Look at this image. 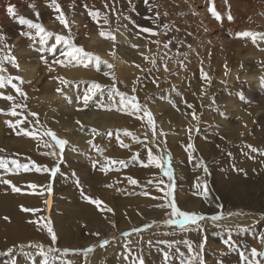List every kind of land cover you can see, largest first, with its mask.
Masks as SVG:
<instances>
[{
  "label": "rangeland",
  "instance_id": "1",
  "mask_svg": "<svg viewBox=\"0 0 264 264\" xmlns=\"http://www.w3.org/2000/svg\"><path fill=\"white\" fill-rule=\"evenodd\" d=\"M190 1L193 7L188 6ZM48 3H50V0L33 1L35 11H38L41 17L49 15L48 22L42 25L46 30L67 34L68 30L64 29L63 25L55 19L58 13L49 8ZM57 3L61 5V10L65 13L67 21L70 24L75 43L78 46H82L85 51L99 56L101 61H107L113 66V57L120 59L124 65V70L119 76L115 66L109 70L103 63L99 65L98 70L94 61L88 67H84L83 65L64 67L55 63L56 60L63 59L61 55L63 45H58L57 50L54 52L49 53L45 51L41 53L38 50L40 47L38 38L33 48H29L28 45L31 41L27 37L20 35L22 31H29L26 26L18 24L14 28L8 24L7 27H9V30L0 27V33L8 37L7 43L10 46L14 45L16 41L18 43V40H20L15 48L16 51L19 49L31 50V53L19 55V52L12 49V54L16 57L19 64V70L13 68L10 63H5V68L7 69L6 74L20 76L19 72L21 67L34 70V73H32L34 75L30 80L23 78L24 81H30V83L26 82L21 84L19 81H13V83H16L27 94V100L18 97L11 85L0 89V92H4L5 95L11 94L16 97L18 103L27 105L26 108L16 109L18 113L16 117L0 114V149L4 150L0 152V159L9 162L8 170L0 168V180L8 179L13 185L21 188V192L14 193L9 185L0 183V264H45L46 258L41 256L35 249L26 247L21 251L15 247L21 243L27 245L30 241L43 243L45 246L50 243V238L46 230H40L39 225L29 223L28 221L30 220H41L42 222L43 220H50L58 237L57 246L61 249L83 250L88 247L94 248L89 253L70 251L64 254L61 259L57 260L48 257L47 260L50 261V264H139L140 260H143V264H186L191 255L197 253V250L195 253L189 252V248L193 249L196 247L198 240L196 236L200 233L204 234H202V240H200L202 255H199V260L203 264H217L216 258L222 255L221 251L224 255L230 256L224 249L225 246L228 247L227 250L234 249L238 253L244 251V249L240 248V244L238 243L239 239H235L231 244L226 243V238L220 229L228 230V227L229 232L235 231L237 233V230H242L244 236H247V245H250L251 241H254L257 244V250H259L261 245L260 238L264 236V212L251 211L247 207L224 209L222 201L219 203L220 210L216 213L209 209L202 210L198 208H185L184 205L181 206L180 202L183 197H186L188 202L192 198H198L199 202L202 203L203 196L199 197V193L194 192V189L187 191L186 187L180 186L181 183L177 180L171 161L170 166L173 172L171 181L164 175V172L160 168L149 163L148 156L150 148L153 155L162 156L164 154L168 155V153H163L161 149L156 147V144H160V142H156V144L150 143L152 132L147 125V118H140L143 117V112L130 115L126 111L119 110L118 96L113 101L107 99L113 81L111 77L105 76L104 72L111 71L116 77V87L121 92L129 95L133 94L131 92L133 87L132 81L138 76L140 77L136 85L137 91L135 92V95L138 96L137 102L142 107L146 106L148 110L155 111L153 118L156 122V130L159 132L162 129L166 133V136L160 139L158 138V141L160 140L163 143L162 145L165 144L164 146L166 148L174 149L175 155H172V157H175V160H182V154L184 155L186 153L184 152L186 151V146L184 148V145L189 142V136H191V143L194 145V148H197L199 138L201 142L203 141V138L201 139L199 136H202L204 133L206 135V132L216 133L215 138L217 140L219 137L224 136L223 131H221V126L225 125L222 117L219 118L217 125L209 122L206 118L208 116L210 117L209 112L211 114L214 113L213 116H216V113H218L217 110H220L222 113L226 111H221V107L213 109L212 105L214 104L215 98L208 102V104L202 105L203 109L205 108L202 111L206 114V118L204 115L203 117L205 119L203 118L201 122L196 124L192 136L188 128L185 130L182 129V119L175 122L180 123L178 126L169 123L166 110H176L179 107L177 104L184 99L183 95L187 94V91L184 90L185 75L197 68L195 64H199L202 55L205 54L204 50H206V46L217 44L225 47L229 38L227 37L228 34L214 32L212 38L205 35L192 43H187L185 39H181V36H179V32L182 33L181 29L187 30V27L183 24H181V27L177 26L176 21L178 19L181 20L183 16H189L191 18L189 23L193 22L196 26H201V22L205 20L204 24L216 29L220 24H234L236 18L242 13L243 15L240 16L241 21L237 22L241 24L242 21L248 19V15L256 14L260 9V0H228L225 9L230 12L233 19L231 21L225 19L222 22H217L213 18H209V14L204 5L198 4L196 0H149V4L153 5L152 12H149L144 0H132V7H129L128 0H115L114 4L113 0H57ZM105 3L109 5V8L106 9L104 7ZM235 3L238 4L235 5ZM70 4L73 5L72 8H69ZM85 4L88 6L87 9L84 7ZM179 5L186 8V10L181 11L178 8ZM112 7H115L117 14L123 13L119 18V22H117V15H113L110 11ZM89 10H98L102 15L97 20H93L88 15ZM31 11L36 16L32 8ZM156 12H159L160 16L156 19L155 23H153V19L145 18H155ZM164 13H167V15H164ZM103 15L108 16V24H104ZM8 20H11V18ZM34 22L40 21L35 20ZM50 24H52L51 29L48 28ZM165 24L168 25L167 29L163 27ZM140 27L152 28L159 35L153 37L150 33H141L142 38H137L136 33L139 32ZM219 28L222 29L221 26ZM228 30L229 28L227 27L223 28V32H227ZM30 31L34 35V30ZM101 31L114 33L116 35L115 43L102 38L99 35ZM117 37L124 39L136 38L137 45H139L137 49L144 50L145 55L156 54V67L152 68L143 59H141V62L140 60L137 61L138 50L132 47L125 48V45L117 40ZM145 38L159 40L161 42L159 49L157 45L148 43V39ZM237 40L247 44V47L241 48V52L253 51L256 54L260 48L261 50L264 49V41L257 40L254 44L247 37L238 38ZM169 41V47L167 49L163 48V44ZM53 42L54 39H50L49 46ZM146 43L147 47H145ZM256 46L259 49H256ZM4 51H7V49H4ZM110 52H113L114 55H110ZM219 53L220 48L216 54V59L219 57ZM22 56L26 58L23 59L21 58ZM104 57L107 60L102 59ZM192 57L195 59L193 60ZM181 62L183 63V67H181ZM135 64L151 70L141 72L140 69L134 66ZM164 64H167L168 72L164 71ZM50 68H53L54 71H50ZM75 70H79L80 76L68 75V71ZM229 74H233L234 76L231 82L228 81ZM245 74L247 76L255 75L264 80V56H256L252 62H241L239 66H231L228 68L226 76L219 78L217 74L212 77V82L225 85L221 89L226 96L229 95L226 99L228 105L232 103L233 93L237 92L239 95L238 99L242 101V105L236 99L234 105L238 109L235 108V110L239 112L256 110L257 116L252 126L258 124L262 118V124L264 126V99L261 100L263 101L262 103L257 104L255 102L251 103L245 98L244 90L250 83V81L243 78ZM57 76L68 79L72 82L71 85L69 87L60 85L57 80L53 79V77ZM154 78H158L159 86L152 83ZM239 81L244 85H240L239 87L235 86L233 87L235 90L232 89V91H229V87L236 85ZM91 82L100 83L104 86V90L103 93L98 92L89 101V104L85 106L82 100H77V97L83 94ZM152 85L155 88L153 90L151 89ZM57 87L62 89L61 93L56 92ZM58 96L63 97L62 99H67V103L66 101L65 103L68 108L66 110L68 111L60 108L57 101ZM173 104H175V107H173ZM198 107H200V104H198ZM227 107L225 105V109ZM10 108V102L0 99V109H3L4 113H7ZM74 110L78 114L74 119L70 118L69 120L68 114ZM89 111L95 114L91 119ZM30 112L37 113L38 115L32 117L29 115ZM197 113L199 115V112ZM73 115L71 114V117ZM17 119L23 121L19 127L37 133L35 139L23 135L17 136L15 131L8 128L4 123L5 120L15 122ZM36 120L39 123H35ZM77 120L85 125V129L80 131L83 134V138L80 139L78 137V140L76 135L66 134V129L70 127L68 126L70 122H73L74 127L79 130V126L75 123ZM100 121H103L105 124L100 123ZM99 123L103 125L100 126ZM202 123L205 126L201 125ZM218 125L220 126L218 127ZM91 128L97 129L100 134H93L89 131ZM46 129L55 132L58 138L64 139L61 136L63 135L70 139L68 141L69 143L65 146L63 160L58 165L59 171L54 177L49 172H37L32 166L35 164L38 167H48L49 169L57 166L59 149L55 148L54 142L49 137L42 135V132ZM190 129H192V126ZM125 130L133 133L143 143L134 142L131 136L124 134ZM109 132L111 135L107 134ZM252 135L253 133L248 129L242 143L244 144ZM145 136L147 139H145ZM224 139H227L226 136H224ZM90 140L92 141L91 144L88 143ZM119 141H123L129 147L122 148ZM45 143H52L53 148L44 147ZM171 143H173V148L170 147ZM167 144L170 145L167 147ZM67 148L71 149L73 155L85 153L87 155L86 160L83 162L78 161L71 156V153H67ZM53 149L56 150L57 156L45 155L46 152H52ZM97 149L103 150V155H100ZM243 152L245 151H241V153ZM241 153L239 152L236 158L243 160L244 157H240ZM122 154H125V157ZM104 156L117 160L122 158V160L126 161V166L121 168L118 165L114 166L108 170L110 175L106 174L108 172L105 171L100 172L99 170H101L104 163ZM13 159L22 165L28 164L29 170L24 171L23 168L15 169L10 163ZM94 160L101 162L97 165L96 169L92 167ZM213 161L217 160L214 159ZM75 167H79V169ZM115 168L120 169L117 170ZM260 168L264 169V162L261 163ZM115 173L116 175H114ZM258 173L259 170L256 174ZM210 174L208 168V178H210ZM129 176L135 178L138 184H129L127 181V177ZM256 177L253 175V178H247L248 181L254 179L255 182H259L261 179L257 175ZM103 181H106V184ZM161 181L162 183H160ZM158 183L163 191L157 189ZM30 184H36V189L30 188ZM49 184L52 187L51 194L47 191ZM70 184L71 186L73 185L72 188ZM169 185L172 186L173 198L181 210L203 214L206 217L222 215L224 218L216 223L210 220L202 221L200 222V230H197L195 226H189L181 230L177 226L164 224L163 221L169 218L165 213L170 212V209H161L156 206L166 201L167 197L165 196V192H167ZM117 189H120V191H117ZM178 190L180 192L179 197H181L179 202H177ZM142 192H147L149 195H142ZM84 196L91 197L92 199H100L104 204L114 210V214L107 212L106 209L103 211L97 209L95 205L88 203L83 198ZM213 199L218 198L213 197ZM46 200L50 201V203H45ZM21 205L30 209H38V211L35 213L23 212L20 208ZM101 207L103 208V205ZM88 210L89 212L87 213L86 211ZM229 213H233L234 215L229 216ZM5 216L10 218V222H6L3 219ZM87 219L92 222L84 224ZM110 221L115 222V228L111 226ZM153 221L156 223H152ZM145 224H152V227L144 229L140 233H132L130 238H125L121 235L123 232L131 233L134 227L143 229ZM95 232H98L100 235L94 236L91 234ZM250 233L251 235H249ZM237 236L239 237V235ZM103 239H109L110 244L105 247H100L99 242ZM9 247L13 248L11 253L7 252ZM260 250H264V246L261 245ZM237 256L238 261L236 264H243L239 254Z\"/></svg>",
  "mask_w": 264,
  "mask_h": 264
},
{
  "label": "bare ground",
  "instance_id": "2",
  "mask_svg": "<svg viewBox=\"0 0 264 264\" xmlns=\"http://www.w3.org/2000/svg\"><path fill=\"white\" fill-rule=\"evenodd\" d=\"M33 1L39 2L41 0H0V27H2V29L9 30V27H7V25L9 24V25H11L10 27L15 28L18 25V23L16 22V18H14V17H19V16H23L27 19H32L33 21L37 20V17L34 16V14L31 11V7H29V5H33ZM196 1L198 2V4H203L204 7L206 8L207 12H208L209 0H196ZM237 4L238 3H235V5H237ZM10 5L14 7V17H9L7 14V8ZM188 6L193 7L191 1L188 3ZM211 6H213L214 10H216L217 12H219L221 14V20L217 21L211 15L210 12H208L209 18H213V20L217 21V22H222L223 20L228 19V15L230 14V12H228L225 9L226 4H225L224 0H211ZM259 7H260V9L256 12V14L248 15L247 16L248 19L246 21H242L241 24H238L237 22L241 21L240 16L243 15L242 13L239 17L236 18L234 24H220L216 27V29L210 28L207 24H204L205 20H203L201 22L202 23L201 26L200 25L196 26L195 23H193V22L189 23V20H191V18L189 16L188 17L183 16L181 20L178 19L176 21L177 26L181 27L182 26L181 24H183L187 27V30L181 29L182 33L179 32V36H181V39L182 38L185 39L187 41V43H192V42L198 40L201 36H205V35H208L209 38H212L213 37L212 34L214 32H217L219 34H228L227 37L229 38V41H228V43L225 44L226 45L225 47H223V45L219 46L217 44H211V45L206 46V50H204L205 54L202 55V57L199 61V64H195V67H197V68L194 67L195 69L193 71H190L185 75V80H184L185 89L184 90L187 91V94L183 95L184 99L177 104V105H179V107L176 108V110H169V109L166 110L167 120L169 123L175 124L176 126H178V125H180V123L179 122L175 123V122L182 119V121H183V123L181 124L182 129L183 130H185L187 128L190 129L192 126L193 132L192 133L190 132V134L192 135L194 133V129L196 127V124L198 122H201V120L204 118L203 117L204 115L206 118V114L202 111V110H205V108L203 109L202 105L208 104V102H210L212 99L215 98L214 104L212 105L213 109H216L217 107L218 108L221 107L222 108L221 111L224 110L226 112L222 113V112H220V110H217L218 113H216V116H213L214 113L211 114L209 112L210 117L208 116V118H206V120L208 119L209 122L217 125L219 122V118L222 117V121L225 123V125L221 126V128H222L221 131H223L224 136H226L227 139L222 140L219 137V139L217 140L215 138L216 133L214 134L210 131L206 132L205 131L206 127H205L204 131L207 134L205 135V133L204 134L202 133L203 135L199 136V137H201V139L203 138L202 142L200 141V138L199 139L197 138L199 144L197 143V145H198L197 148L196 147L194 148V152H192V158L191 159L189 158V152L188 151H184L186 153H184V155L182 154V156H181V159L183 158L182 160H175L174 159L175 157L174 158L172 157V155L173 156L175 155L174 149L172 150L170 148L169 149L166 148L164 146L165 144L162 145L163 143L160 140L159 141L157 140V143L160 142V144H158V148L161 149V151L163 153L167 152L168 155L170 154L171 162L173 163V167H174V170L176 173L177 180H179V183H181L180 186L186 187L187 191L190 189H194V192L199 193V197L203 196V202L202 203L199 202L198 198H196V199L192 198L191 201L188 202L186 200L187 199L186 197H183V198L179 197L180 192L178 190V201L177 202H179V200L181 198L180 204H181V206L184 205L185 208H198V209H202V210L209 209L210 211L216 213L218 210H220L219 209V203H220V201H222L224 209H230L233 207H247L251 211H257V212H262V213L264 212V169L260 168L261 163L264 162V134H263L264 126L262 124L263 118L258 124H256L255 126H252V123L254 122V119L257 116L256 110H244L243 112H239L238 110H235V108L238 109V107H235V105H234L235 100L238 99V97H239L238 93L237 92L233 93L234 97L231 99L232 103H229V105H228V103H226V99L229 97V95L226 96L224 91H222V89H221L225 85L212 82V77L217 75V74L219 75V78H223L224 76H226L227 70L231 66H239L241 64V62H252V60L256 56H260V55L264 56V51L261 50V48H260V50H258V52L256 54H254L253 51L241 52V48L247 47V44L243 41L239 42L237 40L238 37L235 35V33L241 32V31H254V32L257 31L260 33H264V0H260ZM178 8L181 11L186 10V8H183L180 5L178 6ZM245 10L248 11L247 8H245ZM10 18H11V20H8ZM48 20H49V15L44 16V17H41V16L39 17V21L42 22V24L47 23ZM183 20H186L188 23L186 21H183ZM220 26L222 29L219 28ZM225 27L229 28V30L227 32H223V28H225ZM48 28L51 29L52 24H50L48 26ZM117 40L122 42L125 45V48L131 47L132 44H138L136 38L124 39L122 37H117ZM16 42L14 43V45H12V49H14V50H15L16 46L19 44L20 40H18V43H16ZM48 46L49 45H47V47ZM219 48H220L219 57L216 59V54H217ZM256 49H259V48L256 46ZM137 50H138L139 54L137 55L136 60L137 61L140 60V62H141L142 56L140 55V53L145 54V51L139 50V49H137ZM30 51L31 50H29V49H19L16 52H19V55L20 54L26 55ZM21 58L24 59L26 57L22 56ZM102 59L107 60L106 57H104ZM194 59L195 58H193V60ZM113 64L115 66L117 74L120 76L122 71L124 70L123 63L120 61V59L113 57ZM201 71L206 73V76L210 79V82H206V80L201 78ZM19 73H20V76L22 78H24L26 80H30L31 77L34 75V74H32V73H34V70L29 69V68L25 69V68L21 67ZM68 75L69 76H74V75L80 76L79 70L68 71ZM243 78L246 79L247 81H250L249 85H247L246 89L244 90L245 98L251 103L252 102H255L257 104L262 103L263 101H261V100L264 99V80L258 76H255V75L247 76L246 74L243 75ZM233 79H234L233 74H229L228 81L231 82V81H233ZM240 85H244V84H242L239 81L236 85H232L231 87H229V91H232V89L235 90L233 87H235V86L239 87ZM151 89L152 90L155 89L154 85H152ZM201 89H203V92H204L203 95H201ZM225 91H227V90H225ZM230 94H232V92H230ZM136 97L138 98V96H136ZM62 98L63 97H61V96L57 97V101L59 103V106L62 110L68 111V110H66V109H68L66 107L67 99L66 98L62 99ZM65 101H66V103H65ZM236 101H238L239 104L242 105V101L240 99H238ZM184 102H186V103H184ZM187 104H191L193 107L188 108ZM198 104H200V107H198ZM225 105L228 106L227 109H225ZM199 108H201V109L199 110ZM150 109H151V107H150ZM177 109H179V110H177ZM193 111H195L196 114H198L197 112H199V115H197L199 118L198 122L196 120L192 119L191 113ZM210 111H212V110L210 109ZM150 112L152 113V115L153 114L155 115L154 110H151ZM89 113L91 114L90 119L95 116V114H93L92 111H89ZM71 114L72 115L74 114V115L71 117ZM77 114L78 113H75V110L72 113L68 114L69 120H70V118L74 119L77 116ZM100 123L105 124L103 121H100ZM100 123H99V125L102 126L103 124H100ZM205 123H207V122H205ZM245 124L247 125V127H244ZM201 125L205 126L204 123H202ZM68 126H70V127H68L66 129V134L76 135L77 140L79 138L80 139L83 138V134L80 133V130H78L74 127L73 122H70ZM107 126H110V125H107ZM219 126L220 125H218V127ZM104 128L106 129V127H104ZM200 128L202 129V127H200ZM212 128H213V126H212ZM248 129L251 130V133H253V135L250 137L249 140H247L243 144L242 140H244L243 138H244L245 133ZM213 130H215V129H213ZM241 132L244 133L243 136L240 135ZM199 134H201V133H199ZM61 136H62V138L64 137V139H66L67 141L70 140L69 138H67L63 135H61ZM196 136H198V135H196ZM224 136H222V137H224ZM160 138L161 137H159V139ZM194 142H195V140H194ZM169 145L167 144V147ZM172 145H173V143H171L170 147H172ZM186 145L187 144L184 145V148ZM217 145H219L220 147L218 148ZM221 149H223V151H221ZM244 149H246V150H244ZM53 150H55V149H53ZM66 150H68V152H67L68 154L71 153V156H73L78 161L83 162L87 158V155L85 153H82L80 155H73L70 148H67ZM183 150H185V149H183ZM241 151H245V152L241 153ZM239 152L241 153V156L240 155L239 156L242 158L244 157L243 160L236 158V155H238ZM117 154H116V157H117ZM178 157L180 158L179 155H178ZM214 159L217 161H213ZM120 160H122V158ZM200 160H203L205 162L206 166L209 168V171L211 173L210 178H208L207 173H204L203 168L198 166ZM119 167L121 168V166H119ZM117 168H115V169H117ZM76 169H79V167ZM89 169H91V168H89ZM119 169H117V170H119ZM122 170H121V172H123ZM258 170H259V173L256 174V172ZM99 171L101 172L102 170H99ZM107 172L108 173H106V174H109V171H107ZM87 175H88V173H87ZM109 175H107V176H109ZM114 175H116V173ZM253 175L255 176V178H257L256 177V175H257L261 180L259 182L258 181L255 182L254 179L253 180L251 179L250 181H248V178L249 177L253 178ZM71 178H72V176H71ZM198 178H199L200 183H205V182L207 183V189H208L207 196H205L203 194L202 188L198 189L195 186L198 182ZM246 178H247V180H246ZM103 182H104V184H106V181H103ZM66 185H65V187H66ZM70 186H71V184H70ZM72 186H71V188H72ZM183 191H185V190H183ZM192 192H193V190H192ZM71 194H72V192H71ZM181 194H182V190H181ZM212 196L216 197L218 199H213ZM86 212L88 213L89 210ZM91 222L92 221H88V219H87L84 222V224H88ZM227 224L229 225V223H227ZM215 226H216V224H215ZM226 227H228V226H226ZM250 227H252V226H250ZM220 230H221V233L223 234V236L226 238L227 244L228 243L231 244V242L234 241L235 239H239L238 243L240 244V248L244 249V251L247 250L250 252L251 248H253V247L257 248L256 247L257 244H255L254 241H251V244L247 245V240H246L247 236H244V233L242 232V230H237V233H235V231L229 232L230 231L229 227H228V230H226V229H220ZM202 234H204V233H200L196 236V239H198V240L196 243V247L193 248L195 251L197 250V253L199 255L200 254L202 255V245L200 242V240H202L201 239ZM237 235H239V237ZM249 235H251V233ZM216 236H217V234H216ZM220 239L222 240V238H220ZM252 240H254V238H252ZM223 248H224V246H223ZM227 248L228 247L225 246L224 249L226 250V252L228 254H230V256L224 255L221 251L222 255H220L219 258L218 257L216 258L217 264H236V262L238 261V256H237V254H239L238 251L237 250L234 251V249L227 250ZM260 248H261V245L259 247V250H260ZM235 259H236V261H235Z\"/></svg>",
  "mask_w": 264,
  "mask_h": 264
},
{
  "label": "snow or ice",
  "instance_id": "3",
  "mask_svg": "<svg viewBox=\"0 0 264 264\" xmlns=\"http://www.w3.org/2000/svg\"><path fill=\"white\" fill-rule=\"evenodd\" d=\"M224 2H225V4H227L228 0H224ZM114 3H115V0H113V4ZM128 3H129V7H132V0H128ZM144 3L146 6H148L149 12H152L153 5L149 4V0H144ZM29 7H31L34 10L35 15L37 17V21H39L40 13L38 11H35V5H29ZM48 7L53 9L54 12L58 13V15H56L55 19L57 21H59V23L61 25H63L64 29L68 30L67 34H60V33L54 32V31L46 30L45 27L42 25V23L34 22L32 19H27L23 16L14 17V7L10 5L7 8L8 16L16 18V22L18 24L26 26V28L29 30V31H22L20 33L21 36L27 37L31 41V43H29V45H28L29 48H33V45L36 43L37 38H38V43L40 45L38 50L41 53H43L45 51H47L49 53L54 52L57 50L58 45H63V50L61 52L63 59L56 60L55 61L56 64L62 65L64 67H68V66L76 67V66H80V65H83L84 67H88L89 64L94 61L95 64L97 65L98 70H99V65L101 63H103L109 70H111L114 67L112 64L108 63L107 61H101V58L99 56L94 55L92 52L85 51V49L82 46H78L74 42L75 38L72 35L70 24L67 21L65 13L61 10V5L59 3H57V0H50V3H48ZM72 7H73V5L70 4L69 8H72ZM84 7H85V9L88 8V6L86 4L84 5ZM104 7L107 9V8H109V5L107 3H105ZM110 11L113 13V15H117V22H119V18H120V16L123 15V13L117 14L115 11V7H112L110 9ZM208 12H210L211 15L217 21L221 20V14L219 12H217L216 10H214L213 6H211V0H209ZM193 14L195 15V13H193ZM88 15L91 16L93 20H97L102 14L98 10L97 11L89 10ZM164 15H167V13H164ZM159 16H160V13L156 12L155 18H152V17H145V18L146 19H153V23H155L156 19H158ZM228 19H229V21H231L233 19L230 14L228 15ZM103 22H104V24L109 23V18L107 15H103ZM163 27L165 29H167L168 25L165 24ZM30 30H34V35L32 34V31H30ZM141 33H150L151 36H153V37L159 35L158 32L154 31L152 28H149V27H140L139 32L136 33L137 38H142ZM99 35L104 39L111 40L113 43H115V41H116V35L112 32L101 31L99 33ZM235 35L238 38H245V37L250 38L254 44L257 42V40L264 41V33H257L254 31H241V32L235 33ZM7 39H8V37H6V35H4L3 33H0V46H2V48H0V89H4L6 86L11 85V87L15 90L18 97H21L24 100H27V98H28L27 94L25 92H23L22 89L20 87H18L16 83H13V81L14 80L19 81L21 84L26 83V82L30 83V81H24L23 78L20 76H11V75L6 74L7 69L5 68V63H10L13 68H16L17 70H19V64L17 62L16 57L12 54V46H10L7 43ZM50 39H54V42L51 43L50 46L45 47V46L49 45ZM145 39H148V38H145ZM148 43L157 45V48L159 49L161 42L159 40L148 39ZM169 43H170V41L165 42L163 44V48L167 49L169 47ZM131 47L134 49H137V48H139V45L132 44ZM145 47H147V43L145 44ZM189 47H191V46H189ZM4 49H7V51H4ZM262 50H264V49H262ZM110 55H114V53L110 52ZM140 55L142 56V59L146 64H150L152 66V68L156 67V54L155 53H153L151 55H145L144 53H140ZM161 59H162V57H161ZM134 66L136 68L140 69L141 72H144L146 70H148V71L151 70V69L142 68L141 65H139V64H135ZM181 67H183L182 62H181ZM49 70L54 71L53 68H50ZM164 71L168 72L167 64H164ZM104 75L111 77V79L113 81L111 88L108 92L107 99L109 101H113L114 98L118 96L119 97V106H120L119 110L126 111L130 115L143 112V117H140V118L141 119H143L144 117L147 118V125L151 129V132H152V137H151L150 143L156 144L159 137L166 136V133H164L162 129L159 132H157L156 122L153 118L152 113L147 109V107L146 106L142 107L140 105V103L137 102V97L135 95V92L137 91L136 85L138 84V82L140 80L139 76L135 80L132 81L133 87L131 89V92L133 94L129 95V94H126L124 92H121L116 87V84H117L116 77L111 71L104 72ZM201 78L206 80V82H210V79L206 76V73H204L203 71H201ZM53 79L57 80L58 83L60 85H63L64 87H69L72 83L71 81H69L68 79H66L62 76L53 77ZM152 83L159 86L158 85V78H154ZM103 90H104L103 85H101L100 83H97V82H91L88 84V86H87L86 90L83 92V94L81 96L77 97V100H82L83 104L85 106H87L89 104V101H91L93 99V97L97 95L98 92L103 93ZM56 92L61 93L62 89L60 87H57ZM203 94H204L203 89H201V95H203ZM0 99H3L5 101H8L11 103V108L9 109V111L7 113H4V110L0 109V114H6V115H9L12 117H16L18 115L16 109L27 107L26 104L18 103L16 97H14L11 94L5 95L4 92H0ZM69 102L71 103V101H69ZM173 107H175V104H173ZM187 107L192 108L193 106L191 104H187ZM177 110H179V109H177ZM29 115L32 117H36L38 114L30 112ZM191 116H192L193 120H196L197 122L199 121V118H198L197 114L195 113V111H193L191 113ZM22 122L23 121H21L19 119H17L15 122H13L12 120H5L4 121V123L7 125L8 128L15 131L17 136L23 135L25 137H32L33 139H35L37 136L36 132H33V131L28 130L26 128L19 127ZM35 123H39V121L36 120ZM75 123L79 126L80 131H83L85 129V125H83L81 123V121L77 120ZM244 127H247V125L245 124ZM17 129H19V130H17ZM89 131L95 135L100 134L98 132V130L95 128H91V129H89ZM188 131L191 132L192 129H188ZM107 134L111 135L110 132ZM124 134L126 136H131L133 141L136 143H143V141L139 140L138 137H136L135 135H133V133H131L127 130H125ZM42 135L49 137L51 139V141L54 142L55 148L59 149L57 166L52 167L50 169L48 167L41 168V167L36 166L35 164H33L32 166L35 168V170L37 172H41V171L49 172L50 175L54 177V176H56L57 172L59 171L58 165L63 160V153L65 150V146L69 142L65 139L58 138L57 134L55 132L51 131L50 129L44 130L42 132ZM240 135L243 136L244 133L241 132ZM220 138L222 140L224 139V137H220ZM145 139H147V137H145ZM88 143L91 144L92 141L90 140V141H88ZM119 143H120V146L122 148H128L129 147V145L125 144L123 141H119ZM156 146L158 147V144H156ZM44 147L53 148V144L52 143H45ZM217 147L219 148L220 146L217 145ZM2 151H4V150L0 149V152H2ZM97 151L100 153V155H103V150L97 149ZM186 151H189V158L191 159L192 158V152H194V146L191 143V136H189V142L186 145ZM221 151H223V149H221ZM45 155L57 156L58 154L55 150H53L52 152H46ZM148 159H149L150 164H154L157 168H160L164 172V175H166L170 181L172 180L173 172H172V169L170 166V161H171L170 155H167V154H164L162 156L153 155L152 150L150 148ZM8 163H9L8 161L0 159V168L8 170ZM10 163L17 170L20 168H23L24 171L29 170L28 164L22 165V164L18 163L17 160H15V159L11 160ZM100 163L101 162L99 160H94L92 162V167L96 168L97 165ZM116 165H119L121 167L126 166V161L117 160V159H113L111 157L104 156V163H103V166L101 167V170L107 172L113 166H116ZM198 166L203 168L204 173H208V167L206 166V164L203 160L199 161ZM127 181L131 185L138 184V181L135 178L130 177V176L127 177ZM0 183L5 184V185H9L11 187L12 192H14V193L21 192V188L13 185L12 182L8 179L0 180ZM160 183H162V181ZM195 186L198 189L202 188L203 194L205 196H207L208 189H207V183L206 182L200 183L199 178H198V182ZM29 187L32 189H36L37 185L36 184H30ZM157 189L159 191H163V189H161L159 187V183L157 184ZM47 191L49 194H51L52 187L50 184L47 187ZM117 191H120V189H117ZM141 194L145 195V196L149 195V193H147V192H142ZM165 196L167 197L166 201L164 203L158 204L156 207L161 208V209H170V212L165 213L169 217L167 220L163 221V223L166 225L177 226L181 230H183L189 226H195V228L197 230H200L201 229V223L200 222L210 220L213 223H216V222H218L224 218L222 215H212L210 217H206L203 214H198L195 212H188V211L181 210L173 198V190H172L171 185L168 186V190H167V192H165ZM83 198L88 203L95 205L97 207V209H100L102 211L106 209L107 212L114 214V210L112 208L108 207L106 204H104V202L101 201L100 199H92L91 197H88V196H84ZM45 203H50V201L46 200ZM102 205H103V208L101 207ZM20 208H21V211H23V212L35 213L38 211V209L26 208L23 205H21ZM228 215L232 216L234 214L229 213ZM237 215H238V213H237ZM3 219L6 222H10V218L7 216L3 217ZM28 222L29 223H35V224L39 225L40 230H46L47 235L50 238V243L47 246H45L43 243L30 241V242H28L27 245L21 243L15 247H17L21 251H23L26 247L31 248V249H35L41 256L46 258L45 264H50V261L47 260L48 257H51L53 260H57V259H61L64 256V254H67L70 251H83L84 253H89V252H92L94 250L93 247H88V248L83 249V250H72L69 248L61 249L57 246L58 245V237H57L56 232L53 229V226H52V223L50 220H43V222L41 220H36V221L30 220ZM152 223H156V222L153 221ZM110 224L113 228L116 227V224L114 221H110ZM151 227H152V224H145L143 226V229H141L139 227H134L132 229L131 233L123 232V233H121V235L125 238H130L132 233H140L144 229H149ZM91 234L94 236L100 235L98 232L91 233ZM260 243L262 246H264V236H262L260 238ZM109 244H110L109 239H103L99 242L100 247H105ZM12 251H13L12 247H9L7 249V252H9V253H11ZM189 252L195 253V250L189 248ZM239 256H240V259L243 262V264H264V250H257V248H255V247L251 248L250 252L247 250L240 251ZM139 264H143V260H140ZM186 264H203V262L199 260V254L195 253V254L191 255L190 259L186 262Z\"/></svg>",
  "mask_w": 264,
  "mask_h": 264
}]
</instances>
